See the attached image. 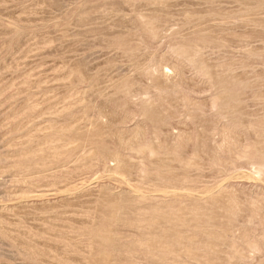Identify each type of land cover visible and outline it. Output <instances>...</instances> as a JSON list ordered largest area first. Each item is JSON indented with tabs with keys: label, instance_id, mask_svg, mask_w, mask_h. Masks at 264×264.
Wrapping results in <instances>:
<instances>
[{
	"label": "rangeland",
	"instance_id": "rangeland-1",
	"mask_svg": "<svg viewBox=\"0 0 264 264\" xmlns=\"http://www.w3.org/2000/svg\"><path fill=\"white\" fill-rule=\"evenodd\" d=\"M0 264H264V0H0Z\"/></svg>",
	"mask_w": 264,
	"mask_h": 264
}]
</instances>
